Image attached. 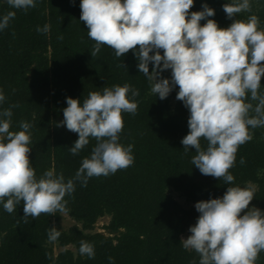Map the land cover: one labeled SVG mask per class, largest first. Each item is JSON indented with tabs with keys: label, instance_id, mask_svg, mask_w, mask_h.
Listing matches in <instances>:
<instances>
[{
	"label": "trees",
	"instance_id": "16d2710c",
	"mask_svg": "<svg viewBox=\"0 0 264 264\" xmlns=\"http://www.w3.org/2000/svg\"><path fill=\"white\" fill-rule=\"evenodd\" d=\"M80 2L37 0L36 7L25 12L0 0V17L9 11L16 13L8 27L0 30V89L6 97L0 109L19 105L13 108L11 131L21 130V121L32 125L30 159L37 177L54 170L67 180L90 155L96 141L90 140L79 155L70 153L78 134L65 126L57 127L63 120L66 98L83 103L89 92L130 84L140 93L135 98L138 109L135 115L123 114L120 142L133 145L134 164L107 177L91 178L86 187L77 182L73 195L65 197L64 211L76 224L59 230L61 235L55 242H49L48 230L59 221V212L41 214L36 220L29 217L24 223L22 203L12 214L0 205V264H112L109 257L114 264H199V255L180 244L184 232H189L199 216L196 202L222 197L228 186L247 188L246 184L252 183L255 198L250 204L264 211V127L251 129L252 140L239 147L235 166L230 169L233 185L202 175L191 163L195 150L185 153L181 143L189 131V111L176 99L178 87L164 100L152 94L132 51L117 58L110 47L102 46L92 57L94 41L80 21ZM232 2L195 0L191 11H200L207 3L215 10L210 19L226 28L232 21L223 5ZM250 15L257 16L264 29V0L252 1ZM236 19L246 20L244 12ZM45 24L50 25V31L38 33L37 27ZM61 35L63 40L58 39ZM161 75L170 78L171 70ZM261 84L264 92V77ZM201 145L206 148L207 142L202 139ZM172 192L189 206L178 202ZM104 215H109L104 226L107 234L92 231ZM81 241L94 245L93 259L80 255ZM52 243L60 248L56 253ZM256 264H264V251Z\"/></svg>",
	"mask_w": 264,
	"mask_h": 264
},
{
	"label": "clouds",
	"instance_id": "9594fccd",
	"mask_svg": "<svg viewBox=\"0 0 264 264\" xmlns=\"http://www.w3.org/2000/svg\"><path fill=\"white\" fill-rule=\"evenodd\" d=\"M36 2L7 0L10 8L25 12L35 8ZM194 2L81 0L80 21L88 29V38L94 41L92 57L102 46L110 47L117 58L132 51L152 94L164 100L178 87L176 99L189 111V131L181 140L183 150H195L191 163L202 175L233 185L235 178L230 169L235 166L239 147L252 140L251 129L264 127V29L255 15L247 20L236 19L237 14L251 11L250 0L223 5L232 21L226 28L210 19L215 10L207 3L202 4V10L191 11ZM15 15V11H9L0 17V30L6 29ZM36 31L47 34L50 25L38 26ZM58 39L63 40V36ZM166 70H171L170 78L162 77ZM139 94L138 89L125 83L89 92L83 103L66 98L63 120L57 127L65 126L78 134L70 153L79 155L90 140L96 141L90 155L82 159L75 175L67 180L62 172L54 170L37 177L30 159L32 125L21 121V130L11 131L13 108L19 105L0 109L3 209L12 214L22 203L24 223L29 222V217L36 220L41 214L63 213L65 197L73 195L77 182L86 187L91 178L107 177L132 166L133 145H123L120 136L123 114H136L135 98ZM5 100L0 89V105ZM202 139L207 142L206 148L201 145ZM240 163H245L243 157ZM254 198V189L228 186L222 197L196 202L199 216L189 228L191 235L181 237L180 244L199 255V264H256L264 251V211L250 207ZM60 235L51 227L49 242H55ZM79 253L93 259L94 245L81 241ZM109 261L114 264L112 257Z\"/></svg>",
	"mask_w": 264,
	"mask_h": 264
},
{
	"label": "rangeland",
	"instance_id": "374dc122",
	"mask_svg": "<svg viewBox=\"0 0 264 264\" xmlns=\"http://www.w3.org/2000/svg\"><path fill=\"white\" fill-rule=\"evenodd\" d=\"M252 1H254V0H250V4L252 3ZM244 16L246 17V20H247V18L249 17V12H247V11L244 12ZM161 54H162V52H161ZM246 187L251 188V189H255L256 186L252 183H247ZM172 196L178 202H180L183 206H185V207L189 206V203H187L184 200V198L180 197L176 192H172ZM252 206L259 208L258 205H256V204H250V207H252ZM108 221H109V215H104V216L99 217L96 220V222L94 223V227H93L92 231H97V232L107 234V230L104 229V226L108 223ZM73 224H76V222L67 213L63 212V213H60L59 221L53 222V227H55L57 230H66L68 227H70ZM189 235H191V233L186 231V232H184L182 237L187 238ZM52 247H53L54 253H56L60 249L56 243H52ZM68 247L73 249L72 246H68Z\"/></svg>",
	"mask_w": 264,
	"mask_h": 264
}]
</instances>
